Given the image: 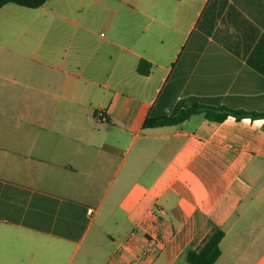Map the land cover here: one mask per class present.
Returning <instances> with one entry per match:
<instances>
[{
    "label": "crops",
    "instance_id": "obj_1",
    "mask_svg": "<svg viewBox=\"0 0 264 264\" xmlns=\"http://www.w3.org/2000/svg\"><path fill=\"white\" fill-rule=\"evenodd\" d=\"M93 1L0 9V264H129L149 237L145 264H188L214 226L215 264H264V118L143 126L264 112V0Z\"/></svg>",
    "mask_w": 264,
    "mask_h": 264
},
{
    "label": "trees",
    "instance_id": "obj_2",
    "mask_svg": "<svg viewBox=\"0 0 264 264\" xmlns=\"http://www.w3.org/2000/svg\"><path fill=\"white\" fill-rule=\"evenodd\" d=\"M48 0H0V9L5 4H16L27 8H39L44 5ZM144 61L138 65L140 73L147 72L142 67ZM204 113L205 117L212 121H223L229 115H234L237 118L251 117V118H264V112L256 111H236L226 107H213L202 104H194L187 108L180 110L178 113L169 116L161 117H147L144 120V127H156L179 124L194 114ZM225 235V231L219 227L214 226L211 231L202 240L200 245L196 248H190L186 252L188 264H215L221 256V241Z\"/></svg>",
    "mask_w": 264,
    "mask_h": 264
},
{
    "label": "rangeland",
    "instance_id": "obj_3",
    "mask_svg": "<svg viewBox=\"0 0 264 264\" xmlns=\"http://www.w3.org/2000/svg\"><path fill=\"white\" fill-rule=\"evenodd\" d=\"M52 2L54 4H46L44 10H39V8L29 9L30 16L37 19L67 17L80 20L98 15V12H95L98 7L93 0H76L74 5H69L68 0H52Z\"/></svg>",
    "mask_w": 264,
    "mask_h": 264
},
{
    "label": "built area",
    "instance_id": "obj_4",
    "mask_svg": "<svg viewBox=\"0 0 264 264\" xmlns=\"http://www.w3.org/2000/svg\"><path fill=\"white\" fill-rule=\"evenodd\" d=\"M95 117L99 121H107V115L104 109L96 110ZM88 211L91 213L92 209L90 208ZM127 244H128V241H125L124 243H122L121 246L116 251L115 255H121L123 251L126 249ZM157 250H158L157 239L155 237L146 238L141 249L135 255V257L130 260L129 264H145L147 260L149 259V257L157 253Z\"/></svg>",
    "mask_w": 264,
    "mask_h": 264
}]
</instances>
